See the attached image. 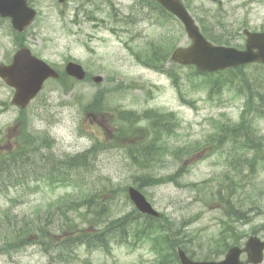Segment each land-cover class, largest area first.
Returning a JSON list of instances; mask_svg holds the SVG:
<instances>
[{"label": "rangeland", "instance_id": "rangeland-1", "mask_svg": "<svg viewBox=\"0 0 264 264\" xmlns=\"http://www.w3.org/2000/svg\"><path fill=\"white\" fill-rule=\"evenodd\" d=\"M36 1L41 3L39 13L35 22L25 32V44L34 54L59 69L63 68L68 59L79 62L90 77L87 80L76 81L68 92L56 81L48 80L41 93L26 110L29 129L52 138L51 147L42 149L45 159L54 154L60 156L63 153L81 152L90 147L95 140L99 142V146H104L105 150L100 149L91 160L89 169L90 184L93 182L97 190L103 189V184L113 190L108 193L98 192L103 196V202L108 201L112 195L114 201L123 209L129 210L134 207L129 198L125 201V196L127 197L125 187L133 185V174L138 172L131 164L124 148L116 145L120 139L112 108L133 109L140 113L149 108L176 112L180 123L177 132L171 136L172 143L176 146L193 141L203 142L207 134L212 132L213 124L216 129L219 122H222L219 120L230 123L239 120L243 110V96L225 90L210 99L205 89L193 87L186 81L187 68L176 67L184 83L186 99L193 101L183 103L170 77L144 67L136 61L125 41L138 49L146 39L155 37L160 31L156 23L145 21L139 27H135V31L118 35L110 30L113 22H109L107 17L108 7L100 2L95 4L96 0H72L63 4H59L57 0ZM113 1L120 13L126 14L135 0ZM80 6L88 11L91 19L86 17L82 8L79 9ZM76 10L79 22L73 23L71 20ZM15 43L14 35L7 21H4L0 24V62L13 53ZM187 43L189 40L184 33L180 44ZM245 70L253 79L254 67H247ZM93 76H101L102 80L96 83L92 80ZM97 90L105 91L108 103L104 112L95 115L87 113L83 106L93 98ZM11 96L12 89L0 80V99L10 101ZM16 114L17 109L12 105L0 114V138L6 147L14 144L18 134V130L14 128ZM139 124L144 125L145 121L142 120ZM256 125L264 134V117L257 119ZM210 147L207 146L204 150L196 151L184 158L188 169L182 178L184 186L167 183L143 187V192L152 205L157 210L169 214L178 223L194 218L183 224L194 237V239L187 237L186 242L191 244L190 249L199 258L204 257L211 249L209 246L216 239L223 218L221 209L214 208L213 204L206 202L207 193L197 192L189 185V182L204 180L207 183L206 179H214L215 175L219 177L224 171L222 162L224 156L221 157L219 153L209 154ZM222 147L239 155L252 153L251 149L246 151L240 141L233 143L225 139ZM184 159L181 162L170 159L164 167L158 168L157 174L172 172ZM256 168L258 173L253 182L263 188L264 161L256 164ZM31 170L32 168L29 169V174ZM62 192L63 189L51 191L40 180H29L28 185L16 186L7 180L0 181V217L6 209L9 210L10 216H16L17 220L23 217L33 218L39 211L41 219L44 220L47 204ZM254 203L258 205L255 207L252 204L255 211L251 213L253 219L244 224L238 222L236 225L241 233L247 232V236L251 234L252 227L258 226L259 236L264 238V198ZM245 236L242 239L247 237ZM88 255L98 264L103 261L116 264H143L152 259L145 246L131 250L115 247L113 257L99 251L89 252ZM0 264H47V257L40 241L29 242L17 250H6L1 243Z\"/></svg>", "mask_w": 264, "mask_h": 264}, {"label": "trees", "instance_id": "trees-1", "mask_svg": "<svg viewBox=\"0 0 264 264\" xmlns=\"http://www.w3.org/2000/svg\"><path fill=\"white\" fill-rule=\"evenodd\" d=\"M163 16L165 21L173 18L170 14ZM177 32L178 29L168 30L160 36V41L150 40L147 46L136 52L135 58L146 67L165 72L171 78L181 100L184 103H192L186 99L184 83L180 71L176 68L181 66L174 63L166 66L168 61L171 62L170 53L179 41ZM227 71L240 72L242 69L237 67ZM198 75H201V78ZM196 78H200L197 85L208 89L209 97L213 94L219 95L226 81L231 83L236 81L235 75H232V78H224V82H221L223 78L221 76L213 78L212 73L201 72L193 66L187 67L186 81L194 87L193 82ZM240 78L244 79L243 84H238L236 88L244 94L245 102L240 120L236 124L219 123L216 133L230 136L236 142L240 141L245 150L251 149L252 153L229 154L226 160L229 170L223 172L219 190L216 193L211 191L213 198L209 201H219L226 218L230 221H223L220 233L211 243V251L207 252L204 258L220 255L227 248V237L231 235L234 238L231 227L233 219L247 221L250 212L255 213L252 204L257 207L258 203L254 202L264 198V187H258L253 182L258 173L256 164L264 161V134L259 133L254 127L255 119L264 116V79L257 76L254 79L243 76ZM60 79V82L66 85V92L73 88L75 80L64 74ZM106 105L105 91L97 90L83 107L85 111L98 113L103 111ZM118 119L124 122L119 126V131L125 138L129 137V141H119L116 145L124 148L131 164L138 170L133 174V185L141 190L145 186L166 182H172L176 186L184 185L180 180L185 173L183 164L165 175L155 173L160 161L164 159L181 161L200 149V145L196 146L193 142L176 146L170 141L180 123L177 115L172 111L156 108L145 109L142 113L121 110L118 112ZM142 120L145 121L144 125L139 124ZM207 136L212 138L214 135L210 133ZM98 151L99 142L95 140L90 148L74 155L67 154L45 170L43 176L46 185L52 190L62 185L63 193L47 204L44 220L41 219L39 211L35 217L21 220H17L16 216L11 217L9 210L2 212L0 244L2 243L6 250H17L28 244L26 242L28 240L40 241L48 254L47 264H94L89 257L81 258L77 251L80 248L86 251L98 249L104 251L106 255H112L113 244L128 248L146 246L153 256L151 261L144 264H179L177 255L179 247L190 257H195V252L190 249L191 244L186 242L187 237L191 239L194 237L183 224L194 218L178 223L164 212L155 217L142 214L135 207L125 210L114 201L112 195V199L103 202V196L98 192L108 193L113 190L104 184L103 189L97 190L93 182L89 183L90 163ZM30 152L25 148H16L1 153L0 181L7 180L12 185L18 184L15 180V172L20 167L18 159L22 155L28 156ZM189 184L195 186L192 182ZM67 185H70V190L66 189ZM204 188H198V191L204 193ZM126 200L128 201V196H125ZM253 232H256L254 228Z\"/></svg>", "mask_w": 264, "mask_h": 264}, {"label": "water", "instance_id": "water-1", "mask_svg": "<svg viewBox=\"0 0 264 264\" xmlns=\"http://www.w3.org/2000/svg\"><path fill=\"white\" fill-rule=\"evenodd\" d=\"M20 2H22V8H9L6 9L5 13L12 17L13 25L19 31L23 30L30 23L34 14L33 10H28L24 0ZM160 2L183 21L187 33L192 39L190 46L186 48L179 47L173 52L172 58L175 61L181 64H195L202 70L223 69L237 64L248 63L256 59H261L264 62V46H257L254 34H249L245 50L215 46L202 36L194 20L178 0H160ZM16 3L17 0H13V4L16 5ZM256 47H258V51L254 52L253 50ZM65 69L68 74L77 79H83L85 76V71L77 63L68 62ZM0 75L8 84L16 88L14 102L20 106H24L40 89L44 79L50 76H57V72L41 59L31 55L28 49L22 48L15 54L12 64L0 65ZM94 80L98 82L101 80V77L96 76ZM128 193L138 210L157 215L151 204L137 189L130 187ZM244 250L248 254L246 262L240 261L239 256L242 250L237 246L229 248L225 257L220 261H194L181 249L178 251V256L180 264L260 263L263 257L264 241H260L256 236H251L247 240Z\"/></svg>", "mask_w": 264, "mask_h": 264}, {"label": "flooded vegetation", "instance_id": "flooded-vegetation-1", "mask_svg": "<svg viewBox=\"0 0 264 264\" xmlns=\"http://www.w3.org/2000/svg\"><path fill=\"white\" fill-rule=\"evenodd\" d=\"M184 6L192 14H208L215 20L218 16H223L226 21V34L233 38H240L245 42L244 30L256 31L260 33L258 42L264 44V0H181ZM28 5L37 8L39 1L27 0ZM141 2V1H140ZM0 8L6 10V2L0 0ZM7 21L11 25V20L7 16L0 14V24ZM5 58L2 62H10ZM6 62V63H7Z\"/></svg>", "mask_w": 264, "mask_h": 264}, {"label": "bare ground", "instance_id": "bare-ground-1", "mask_svg": "<svg viewBox=\"0 0 264 264\" xmlns=\"http://www.w3.org/2000/svg\"><path fill=\"white\" fill-rule=\"evenodd\" d=\"M30 135H31V137H37L40 134H38L36 131L30 130Z\"/></svg>", "mask_w": 264, "mask_h": 264}]
</instances>
